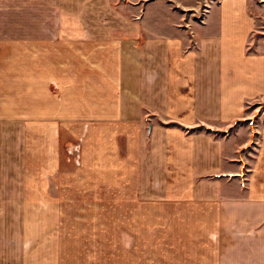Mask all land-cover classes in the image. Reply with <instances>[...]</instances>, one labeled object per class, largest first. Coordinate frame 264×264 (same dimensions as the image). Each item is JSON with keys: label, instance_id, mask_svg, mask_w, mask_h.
<instances>
[{"label": "crops", "instance_id": "obj_1", "mask_svg": "<svg viewBox=\"0 0 264 264\" xmlns=\"http://www.w3.org/2000/svg\"><path fill=\"white\" fill-rule=\"evenodd\" d=\"M197 10L0 0V264H264V56Z\"/></svg>", "mask_w": 264, "mask_h": 264}, {"label": "rangeland", "instance_id": "obj_2", "mask_svg": "<svg viewBox=\"0 0 264 264\" xmlns=\"http://www.w3.org/2000/svg\"><path fill=\"white\" fill-rule=\"evenodd\" d=\"M216 0H198V10L195 13L197 23L203 21L205 11L208 5L215 3ZM248 2V14L251 15L255 22V27L250 34L246 46V55L264 56V0H247ZM70 18L75 16L74 13L69 14ZM246 111L254 115L255 123L264 124V99H257L256 101L247 105ZM148 126H143L142 136H146ZM62 148V162L69 164H77L79 160V148L78 145H73ZM8 206H1V209H6ZM10 212V211H9ZM4 227L11 228V221L2 222ZM2 224V225H3Z\"/></svg>", "mask_w": 264, "mask_h": 264}]
</instances>
